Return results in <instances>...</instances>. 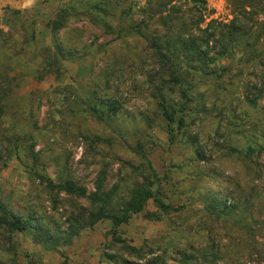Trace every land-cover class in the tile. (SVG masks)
Instances as JSON below:
<instances>
[{"label": "rangeland", "instance_id": "rangeland-1", "mask_svg": "<svg viewBox=\"0 0 264 264\" xmlns=\"http://www.w3.org/2000/svg\"><path fill=\"white\" fill-rule=\"evenodd\" d=\"M67 1L0 0V88L8 91L3 99L5 115L0 121V200L24 217L34 214L43 229L32 227L26 232H15L11 242L5 241L0 232V264H126L125 261L127 264H193L182 262L181 253L187 249L191 252L208 234L210 218L202 209L204 201L218 194L222 202L232 197L227 203L243 205L242 199H247L248 205L253 206L255 201L248 196L253 183L264 196V178H259L253 167L244 166L234 152L223 149V139L214 135L219 129V135L224 139L229 137L226 145L232 147L246 143V138L232 132L229 126V121H235L229 111L237 103V96H220L213 111L208 100L207 110L199 112L195 124L188 123L185 131L171 133L144 83L143 41L136 35H128L124 50L111 40L112 36L74 17H69L67 28L52 35L48 23ZM89 1L108 12L103 18L106 22L119 23L126 32L128 23L138 19L135 11L145 3V0ZM229 1L206 0L201 27L210 20L228 23L232 18ZM260 1L264 9V0ZM177 3L182 13L189 5L187 0ZM125 12L130 14L127 16ZM97 17L102 20V16ZM258 20L264 45V12ZM58 43L72 51L73 56L67 55L70 61L66 62V58L58 55L63 65L56 77L42 65L48 50L55 51ZM98 45L104 47L97 48ZM108 58L112 67L104 70L103 62ZM117 60L124 61L118 62L122 65L116 72L118 76L112 74ZM224 62L223 59L221 63ZM106 75L118 78H112L106 86L102 82ZM94 92L102 98L120 100L121 109L111 122L96 121L88 110L87 97ZM238 92L243 93L240 83ZM219 110L223 112L221 116ZM240 112L237 118L245 120L248 116L255 125L253 132L264 140V99L256 109L244 103ZM12 133L23 139L11 143ZM81 133L90 136L98 133L111 138L112 143L89 148ZM27 135L32 139L27 140ZM192 140L204 147L210 158L198 160ZM137 142L142 144L140 148L136 147ZM260 163L264 164V157ZM27 167L47 173L52 179L59 175L73 176L87 192L94 191L97 175L106 170L105 187L119 186L117 195L123 197L131 180L141 183L146 178L147 182L153 181V189H163L167 203L182 209L178 213H159L150 201L146 212L153 216H146V212L133 215L115 233L110 222L102 220L69 235L70 216L89 207V202L51 192L40 185ZM239 210L238 214L225 218L228 223L224 225L225 231L239 236L243 233V242H248H242L243 250H236V256L241 257L243 264H264L259 257L248 260L244 256L251 239L264 235V210L258 219L262 223L258 227L253 223L251 231L246 228L248 215ZM222 221L218 220L220 229L214 233L220 237L223 234L226 242ZM244 221L246 227L241 224ZM44 231L52 237L43 239ZM233 246L237 249L236 242H231ZM232 259L230 264H242V260L232 263Z\"/></svg>", "mask_w": 264, "mask_h": 264}, {"label": "trees", "instance_id": "trees-1", "mask_svg": "<svg viewBox=\"0 0 264 264\" xmlns=\"http://www.w3.org/2000/svg\"><path fill=\"white\" fill-rule=\"evenodd\" d=\"M187 2L188 8L182 13L177 0H145L143 6L135 11L139 20L133 19L128 23V33L122 27L123 25H118L119 23L112 25L106 22L103 18L108 15V12L102 10L99 5H93L89 0H68L58 11L59 14L48 23V27L52 35H56L69 26L71 19L69 17H74L78 21L86 20L103 34L112 36L111 40L117 42L122 49L124 48L123 44L125 46L124 39L128 35H136L138 39L142 40L146 56L145 61L142 62V65L145 66L144 83L149 89L151 98H154L160 115L167 122V126H170L168 130L171 133L185 131L188 123L195 124L199 112L207 110L205 108L208 100H211L208 105L211 106L210 111H213L220 96L225 94H230L231 97L237 96V103L235 106L232 105L229 111L235 121L232 123L229 121V126H232V132L246 138V143L232 147L226 145L227 141L225 140L229 141V137L224 139L223 135H219V129L215 131L214 135L223 139L225 143L223 149L228 148V151L234 152L244 166L251 169L253 167L255 174L259 178H264V164L260 163L264 157V140L253 132L255 125L247 119L248 116L245 120L237 118L244 103L249 108L256 109L259 107L260 101L264 99V45L261 44L263 41L262 29L258 27V16L264 12L262 1L230 0L232 18L229 22L221 23L210 20L204 27H201V24L204 23L207 10L206 0H187ZM14 13L18 14L19 12L15 11ZM98 14L102 16V20L97 17ZM125 14L128 16L130 12H125ZM101 47L104 46H97V48ZM112 47L114 48V46ZM58 55L62 59L66 58V62H69L67 55H72V51L65 50L63 45L58 43L55 51L48 50V57L44 59L45 63L42 65L46 72L54 73L56 77L61 74L60 65H63V61ZM69 57L71 58V56ZM223 59L226 62L221 63ZM111 61L108 58L103 62L104 70L111 69ZM118 62L124 61L117 60L112 68V74L116 76H118L117 70L122 66ZM116 76L109 78L106 75L102 82L104 81V84L109 86L112 78H118ZM244 77L249 78L246 80ZM239 83L241 90L243 89L241 94L237 93ZM7 93V89L0 88V121L5 115L3 99ZM172 95L175 96V99L172 98ZM239 99L240 103H238ZM87 108L94 114L96 121L104 119L111 122L117 117L116 114L121 109V102L115 97L102 98L97 95V92H94L90 97H87ZM222 114L223 112L219 110L218 116ZM81 136L86 140L89 148H95L101 143L107 146L112 143L111 138L102 137L98 133L93 136L81 133ZM22 139V137L18 138L16 133H12L9 141L18 143ZM30 139L32 136L27 135V140ZM191 142L196 146L198 160L210 158L206 156L204 147L195 140ZM141 146L140 142L136 143V147L140 148ZM33 149L32 146L31 151ZM27 168L29 173L38 179L40 185L51 192L63 193L73 200L86 199L89 202V207L82 208L70 216L69 235L78 234L83 228L93 226L102 220L109 221L115 233L133 215L146 212L150 201L153 202L159 213L168 214L173 211L178 213L179 209H182L181 206L167 203L163 198V189L159 187L153 189V181L147 182L146 178L141 183L131 180L126 187L127 195L123 197L117 195L119 186H115L113 189L105 187L106 170L100 171L97 175L94 191L87 192L86 187L73 176L62 177L59 175L56 179H52L47 173ZM155 175L153 173V176ZM248 196L252 197L256 205L255 203L253 206L248 205L247 199H242L243 205L234 202L227 203L226 200H230L232 197H228L222 202L218 194L204 201L202 209L210 218L207 220L208 234L203 237L198 247L192 248L191 252L188 249V251L182 252L180 260L193 264H226L232 258H234L232 263L241 261V257L236 256V250H243V243L248 242H243V233H240L239 236L235 232L225 231L224 225L228 223L225 218L238 214L241 209V212L247 214L249 219L247 227L245 226L246 221L241 224L249 231L252 230L250 228L253 223L257 227L260 226L262 221L258 219L264 210V196H262L259 186L253 183ZM145 215L153 216L149 212H146ZM219 219L223 220L221 226L227 237L226 242H223V234L220 237L214 233L216 229H220ZM41 226V222L37 221L34 214L30 213L24 217L19 211L12 210L6 202L0 200V232L5 236V241L11 242L13 233L26 232L32 227L43 230ZM240 229L243 228L240 227ZM47 231H44L45 234L42 237L45 240L52 237V234ZM231 242H236L237 249L235 246L231 247ZM128 249L137 251L134 247H128ZM244 251L246 253L244 256L248 260L255 256L264 260V235L253 237ZM125 263L128 262L125 261Z\"/></svg>", "mask_w": 264, "mask_h": 264}]
</instances>
